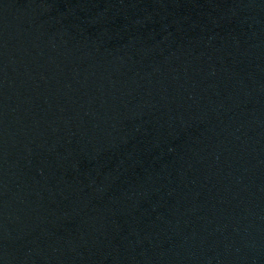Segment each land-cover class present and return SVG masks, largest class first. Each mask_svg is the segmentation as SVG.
<instances>
[{
    "label": "water",
    "instance_id": "obj_1",
    "mask_svg": "<svg viewBox=\"0 0 264 264\" xmlns=\"http://www.w3.org/2000/svg\"><path fill=\"white\" fill-rule=\"evenodd\" d=\"M0 264H264V0H0Z\"/></svg>",
    "mask_w": 264,
    "mask_h": 264
}]
</instances>
